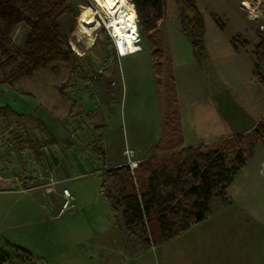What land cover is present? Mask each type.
I'll return each instance as SVG.
<instances>
[{
    "label": "rangeland",
    "instance_id": "1",
    "mask_svg": "<svg viewBox=\"0 0 264 264\" xmlns=\"http://www.w3.org/2000/svg\"><path fill=\"white\" fill-rule=\"evenodd\" d=\"M194 1L206 25L207 55L201 61L184 32L176 0L162 1L159 20L150 12L141 21L133 0H127L137 13L142 51L120 59L112 17L95 0H64L72 9L68 19L76 21L69 35L75 56L71 65L58 64L72 68L70 80L104 78L118 94L102 107L110 116L104 162L111 166L128 160L123 154L128 149L139 150L135 160L156 155L164 112L178 105L196 126L198 144L249 134L245 146L254 147L246 150L245 165L227 189L228 202L214 196L203 222L165 244L145 247L139 238L130 239L123 210L117 217L112 213L99 176L52 185L48 178L39 181L47 175L39 149L48 143L19 120L2 117L0 251L14 258L15 247L24 248L35 264H264V141L252 142L253 132L264 124V0ZM86 12L94 15L93 25L82 23ZM141 23L148 36L157 33L161 80ZM15 67L1 70L0 80ZM227 157L231 167L235 155Z\"/></svg>",
    "mask_w": 264,
    "mask_h": 264
},
{
    "label": "trees",
    "instance_id": "2",
    "mask_svg": "<svg viewBox=\"0 0 264 264\" xmlns=\"http://www.w3.org/2000/svg\"><path fill=\"white\" fill-rule=\"evenodd\" d=\"M163 0H133L139 20H159ZM184 32L191 41L198 61L207 55L205 19L194 0H176ZM70 6L64 0H0V71L16 65L0 82L11 83L31 77L52 61L71 62L75 56L69 35L76 25ZM68 19V20H67ZM30 27L25 47L18 48L13 34L21 24ZM155 72L163 76V53L157 50V33L148 36ZM160 89L163 82H159ZM8 115L0 108V118ZM177 110L165 117L163 135L155 147L156 156L138 163L132 171L128 165L105 173L102 190L115 217L123 210L130 239L139 238L145 247L160 246L203 222L209 214V203L216 196L228 202V187L245 165L248 147L246 136L218 141L208 145L185 148ZM254 144L264 141V124L253 132ZM235 155L231 167L227 155ZM109 181V182H108ZM109 183V184H108ZM109 185V186H108ZM16 256L0 251V264H35L32 254L15 247Z\"/></svg>",
    "mask_w": 264,
    "mask_h": 264
},
{
    "label": "crops",
    "instance_id": "3",
    "mask_svg": "<svg viewBox=\"0 0 264 264\" xmlns=\"http://www.w3.org/2000/svg\"><path fill=\"white\" fill-rule=\"evenodd\" d=\"M29 33L30 27L25 23L21 24L13 34L14 44L23 49ZM58 63L61 61H52L47 68L42 69L44 74H39L40 70L13 84L0 82V108H7L6 117L19 120L35 138H42L48 143L39 149L47 173L45 177L39 176V181L48 178L52 185L55 182L95 175L102 180L103 194L105 173L127 165V160L114 166L104 162L110 116L102 107H109L118 94L113 93V86L104 82V78L95 82L70 80L72 68L61 67ZM62 63L72 64L65 61ZM56 74L62 76L56 77ZM175 109L180 115L185 148L211 144H198L196 126L187 122L179 105ZM169 110L164 112L161 135L158 134L155 146L163 135L165 117ZM144 120L145 117L141 116V122ZM77 130L79 132L74 136L73 133ZM188 140L193 144L189 146ZM138 144L135 143L134 146ZM2 148L0 146V161H4L6 156ZM128 150H132L135 157L139 155L138 149ZM152 157H139L136 161L139 163Z\"/></svg>",
    "mask_w": 264,
    "mask_h": 264
},
{
    "label": "bare ground",
    "instance_id": "4",
    "mask_svg": "<svg viewBox=\"0 0 264 264\" xmlns=\"http://www.w3.org/2000/svg\"><path fill=\"white\" fill-rule=\"evenodd\" d=\"M96 6L104 14L112 17L110 28L122 50L138 52V45L134 44L132 34L137 33V13L127 0H95ZM127 7L125 10L124 8ZM94 15L86 12L82 23L93 25Z\"/></svg>",
    "mask_w": 264,
    "mask_h": 264
},
{
    "label": "built area",
    "instance_id": "5",
    "mask_svg": "<svg viewBox=\"0 0 264 264\" xmlns=\"http://www.w3.org/2000/svg\"><path fill=\"white\" fill-rule=\"evenodd\" d=\"M250 13H251V9H249ZM253 12V11H252ZM262 30L264 31V27L262 28ZM132 37H133V42L134 44L138 45V48H139V51L136 52V53H139L140 51H142V48L140 46V42H141V35H140V32H139V29L137 28V33H134L132 34ZM116 44H117V48H116V54H117V57L120 59V58H123V57H126V56H129L131 54H136L135 52H130V51H124L120 48L118 42L116 41ZM78 130L77 131H74L73 135H77L78 134ZM125 155L127 156L128 160H127V165L130 167V169L132 171H134L136 168H137V165H138V162L134 159L135 158V153L132 151V150H126L125 152ZM67 206V204H66Z\"/></svg>",
    "mask_w": 264,
    "mask_h": 264
}]
</instances>
